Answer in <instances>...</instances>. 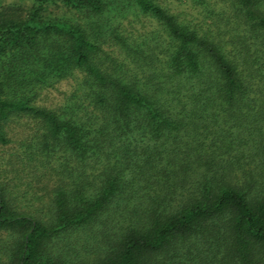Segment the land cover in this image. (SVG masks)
Wrapping results in <instances>:
<instances>
[{"label":"trees","instance_id":"obj_1","mask_svg":"<svg viewBox=\"0 0 264 264\" xmlns=\"http://www.w3.org/2000/svg\"><path fill=\"white\" fill-rule=\"evenodd\" d=\"M0 264H264V0H0Z\"/></svg>","mask_w":264,"mask_h":264},{"label":"rangeland","instance_id":"obj_2","mask_svg":"<svg viewBox=\"0 0 264 264\" xmlns=\"http://www.w3.org/2000/svg\"><path fill=\"white\" fill-rule=\"evenodd\" d=\"M184 5H185V4H184ZM184 5L180 4V6H184ZM56 95H57V94H56L55 92H52V93L49 94V98H51V97H53V98H57Z\"/></svg>","mask_w":264,"mask_h":264}]
</instances>
